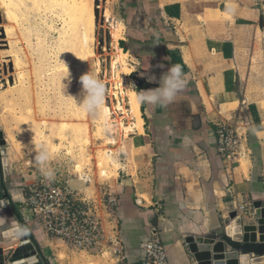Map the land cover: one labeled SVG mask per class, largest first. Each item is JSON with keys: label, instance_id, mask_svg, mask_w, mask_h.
Listing matches in <instances>:
<instances>
[{"label": "crops", "instance_id": "1", "mask_svg": "<svg viewBox=\"0 0 264 264\" xmlns=\"http://www.w3.org/2000/svg\"><path fill=\"white\" fill-rule=\"evenodd\" d=\"M121 3L128 28L120 41L134 59L133 75L154 85L141 90L159 87L172 64L182 65L187 85L167 107L141 104L145 133L139 168L119 173L109 186L120 198L114 215L101 209L106 230L117 228L125 259L102 256L110 257L107 264H145L144 246L157 233L171 264H198L187 238L217 232L231 221L233 210L250 223L246 217L254 215L255 201L264 205V0ZM228 3L233 12L225 11ZM153 9L157 21L151 19ZM226 118L246 132L250 150L233 165L216 145V122ZM4 131L0 126L5 140L0 143V250L18 247L21 237L10 225L21 224L30 229L22 238L36 245L39 264H70L75 247L47 238L23 209L25 178L11 168ZM79 179L88 183V176ZM95 189L93 197H101L103 190Z\"/></svg>", "mask_w": 264, "mask_h": 264}, {"label": "rangeland", "instance_id": "2", "mask_svg": "<svg viewBox=\"0 0 264 264\" xmlns=\"http://www.w3.org/2000/svg\"><path fill=\"white\" fill-rule=\"evenodd\" d=\"M102 1L100 9L103 12L107 9L111 12L112 18L123 21L121 0H115L109 5L104 3L105 0ZM26 4L30 7V11L29 7L26 8L27 5L21 3L22 10H16L17 21H9L5 16L0 18L2 19L0 20V126L5 129L3 137L7 138V146H3V150L9 149L11 168L24 176L26 188L35 181L48 180L41 173L34 159L35 145L46 142L51 151L48 167L55 172L54 180L50 181L56 182L59 179L63 184L72 185L83 195L93 197L96 187H100L101 190L109 186L113 187L119 173L136 171L139 168L138 158L143 148L144 122L141 139L138 133L133 132L127 123L128 120L123 124L128 117L127 107L124 104L121 107L115 104L120 97L113 90L116 82L111 80L107 68L110 67L113 55L122 49L120 40L117 43L112 40L111 51L105 46L104 54L97 52L100 43L98 37L94 45L95 57L104 61L101 67L103 71L100 68L99 74L106 76V79L101 80L100 75L98 78L105 84L111 85L109 94L104 96V103L108 105L104 104L108 109L106 123L111 131V140H105L98 131L99 124L95 115L85 111L81 105L82 71L75 66V60L68 57L66 51L62 50L63 55L61 54L62 48L58 40L59 31L64 25L63 15L59 9L56 11L48 9L43 2L38 5ZM5 26L12 30V34L6 35L4 30L1 31ZM104 28L110 30L108 22ZM127 28L128 26L124 32ZM3 51L10 54L6 57L7 63L2 60ZM108 56L110 61L109 58L107 59ZM16 57H19L20 62L18 68L14 67ZM128 59L131 71L126 75L125 80L129 88L133 89L134 59L129 53ZM10 78L17 81V87L9 85ZM81 176H88L87 184L83 185L79 181ZM259 231L252 228L247 234L255 235ZM254 239L258 240L257 237ZM261 240H264L263 233ZM99 252L87 253L72 248L68 260L70 264H107L110 257L107 254L102 256L104 252ZM60 257L63 259L64 254H60ZM261 263L264 264V258Z\"/></svg>", "mask_w": 264, "mask_h": 264}, {"label": "built area", "instance_id": "3", "mask_svg": "<svg viewBox=\"0 0 264 264\" xmlns=\"http://www.w3.org/2000/svg\"><path fill=\"white\" fill-rule=\"evenodd\" d=\"M215 135L218 153L229 164L249 156L246 132L229 118L216 122ZM22 203L47 238H61L82 250L108 252L119 263L125 259L117 228H112L114 233L108 232L101 214L106 208L113 216L120 204L118 193L110 187L103 188L101 197H89L59 179H41L25 188ZM144 252L145 264H171L167 247L157 233L145 244Z\"/></svg>", "mask_w": 264, "mask_h": 264}, {"label": "bare ground", "instance_id": "4", "mask_svg": "<svg viewBox=\"0 0 264 264\" xmlns=\"http://www.w3.org/2000/svg\"><path fill=\"white\" fill-rule=\"evenodd\" d=\"M105 1L106 2H104V3H106V5L107 4L108 5L113 4L115 2V0H105ZM42 2L45 3V6H47L48 9L50 8V10L56 11L57 9H59L60 13L63 15L64 25L61 27V29L59 31L60 35H59V40H58L59 46L62 48L61 54H62V50L66 51V53L68 54V57L75 60V66L79 70L82 71V75L91 70L92 72H94L96 74L97 77H99V75H100L99 69L102 67V61L103 60L101 61L100 58L95 57V50H94V45L96 44V41H97L96 35H95V31H96L95 0H0V8L4 10V15H5L7 20L17 21L18 17H16V10H19L21 6L23 7V5H21V3L25 4V5H27L26 3L38 5L39 3H42ZM28 7L29 6L27 5L26 8H28ZM26 8H25V10L27 11ZM99 8H101V5ZM20 10H22V9H20ZM25 10H23V11H25ZM29 11H30V7H29ZM60 13H59V15H60ZM102 13H103L102 16L103 15L105 16L106 22H108V24L110 26V34H111L112 40L117 43L118 40H120L124 36L125 24L121 20H117V19L112 18V15L110 14L111 12H109L107 9L104 10V12L102 11ZM25 14H26V12H24V15ZM4 31H5L6 35L12 34V30L9 27L5 26ZM95 48H96V46H95ZM115 51H118V50H115ZM214 51H215V49H214ZM9 55L10 54H7L6 51H3V53H1V57H2L3 62L7 63L8 60L6 59V57H8ZM62 55H61V57H64ZM18 59H19V57L14 58V67L15 68H18L20 65V62L18 61ZM130 66L131 65H130L129 59H128V52L121 49V51L116 52L113 55V57L110 61V68H111L110 73H112V76H110V78H111V80L114 81V83L116 82L115 86H114L115 89H113V90L116 91L115 93H118L119 97H120L119 99L116 100L115 104H117L118 107H121L122 104L126 105L127 115L129 117L128 118L127 116H125V117H127L126 119L128 120L127 123L133 129V132L138 133L140 135V139H141L142 132H143V122H144L143 117H142V113H141V103H138L136 101L137 92L135 90L129 88V86L125 80L126 75L131 71ZM101 70H102V68H101ZM106 72H107V70H106ZM110 78H109V80H110ZM16 83H17V81L14 80V83L13 84L10 83L9 85L14 87V86H16ZM248 90L249 89H247V91ZM115 93H114V95H115ZM117 97H114V98H117ZM113 101H115V99ZM104 104L105 103L103 102V112L98 116L95 115V118L99 124L98 131L100 133H102V136L105 138V140H111L110 139L111 131H110V129H108L109 126L107 127V123H106L107 122L106 121V118H107L106 114H107V110H108V109H106V106H108V105L105 104L106 105L105 106ZM122 107H125V106H122ZM124 110H125V108H124ZM108 112H110V111H108ZM108 114H111V113H108ZM135 133H133V134H135ZM109 152L110 151H108V153ZM261 234H262V232L259 231L258 233H255V235L247 234V237L250 240H255L254 238L257 237L258 241H260ZM222 247H223L222 242H218L216 244L214 250L219 251ZM242 263L248 264L245 256L242 257ZM255 264H261V262H255Z\"/></svg>", "mask_w": 264, "mask_h": 264}, {"label": "water", "instance_id": "5", "mask_svg": "<svg viewBox=\"0 0 264 264\" xmlns=\"http://www.w3.org/2000/svg\"><path fill=\"white\" fill-rule=\"evenodd\" d=\"M101 3H103V1L95 0V35L96 38H99L100 42L97 52L99 54H104L105 46L110 51L112 49V37L110 30L108 28L105 30L104 28L106 18L104 15L102 16V10L99 8ZM1 16L3 17L5 15L4 10L0 8V18ZM3 30L4 27H2L1 31L3 32ZM108 58L110 61V56H108L107 59ZM102 59H104V56ZM107 68L109 70V76H112V73H110L111 68L109 66H107ZM100 77L104 79V74H100ZM14 80L10 78L11 84L14 83ZM105 86V94H107L111 85L110 83H106ZM126 121L127 119L123 124L126 123ZM0 143L3 145L5 140L0 139ZM254 207V215H247L246 217L247 220L249 219V221H251L250 223L244 224L242 216L237 210H233L230 214L231 221L217 232H213L207 236H190L187 238L189 248L194 254L198 264H243V256L246 257L248 264H255V262L262 261L264 258V240H250L247 237V232L252 228H255V230L259 229L264 234L263 202L255 201ZM11 232L17 235L13 230ZM218 242H222L223 247L219 251H216L214 249ZM39 262L38 249L30 238H21L18 247L13 250H8L6 253L0 250V264H39Z\"/></svg>", "mask_w": 264, "mask_h": 264}, {"label": "clouds", "instance_id": "6", "mask_svg": "<svg viewBox=\"0 0 264 264\" xmlns=\"http://www.w3.org/2000/svg\"><path fill=\"white\" fill-rule=\"evenodd\" d=\"M226 12H233L234 8L231 3L226 4ZM154 79V78H150ZM82 85L83 99L81 102L85 111L94 115H100L103 112V102L106 92L105 84L91 70L80 76ZM187 80L180 64H172L168 71L160 78V86L139 90L136 94V101L141 104L158 105L167 107L175 102L176 96L185 89ZM261 127H264L262 125ZM255 134H259L258 129L253 128ZM36 155L34 157L36 164L39 166L41 173L48 180H54L55 172L48 167L51 158V151L46 142H39L35 145ZM18 237H24L30 234V229L26 225H10Z\"/></svg>", "mask_w": 264, "mask_h": 264}, {"label": "trees", "instance_id": "7", "mask_svg": "<svg viewBox=\"0 0 264 264\" xmlns=\"http://www.w3.org/2000/svg\"><path fill=\"white\" fill-rule=\"evenodd\" d=\"M152 11H153V13H151V19H154V20L156 19V21H157L158 15L156 14V12H154L155 9H153ZM127 24H129V23H127ZM159 30H160V28H157V31L158 32H160ZM161 30H162V28H161ZM169 33L166 32L165 34H169ZM159 34H161V33H159ZM176 40H177V38L175 37V39H173V42L176 41ZM120 45H121L122 48H124L125 51L128 50V48L126 47V44H125V42L123 40L120 41ZM133 77H134L135 81H138V83L136 85V90L137 91L141 90L142 88H151V87H154V85L146 82V80L143 79V78H138L136 76H133Z\"/></svg>", "mask_w": 264, "mask_h": 264}]
</instances>
